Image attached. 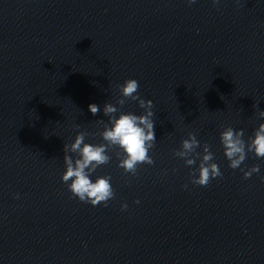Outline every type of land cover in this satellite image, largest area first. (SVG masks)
I'll return each instance as SVG.
<instances>
[{
  "label": "water",
  "instance_id": "95a60500",
  "mask_svg": "<svg viewBox=\"0 0 264 264\" xmlns=\"http://www.w3.org/2000/svg\"><path fill=\"white\" fill-rule=\"evenodd\" d=\"M127 79L154 104V164L125 173L111 151L90 178L111 176L115 196L92 206L61 180L64 144L103 142L97 121ZM254 104L264 0H0V264H264V158L231 169L220 141L232 127L248 142ZM189 132L223 174L207 187L190 182L199 160L173 155Z\"/></svg>",
  "mask_w": 264,
  "mask_h": 264
},
{
  "label": "clouds",
  "instance_id": "9594fccd",
  "mask_svg": "<svg viewBox=\"0 0 264 264\" xmlns=\"http://www.w3.org/2000/svg\"><path fill=\"white\" fill-rule=\"evenodd\" d=\"M236 2L239 4V0ZM187 3L192 5L196 3V0H187ZM212 3L213 6H217L220 0H212ZM117 88L120 98L116 100V104L106 102L103 106V113L108 117L107 123L103 120L97 121L98 124L103 125V131L99 132L103 142L86 143V136L94 134L81 131L75 136L74 142L64 144L63 160L66 170L61 180L67 184L68 190L74 197L92 206L101 203L107 206L108 201L115 196L110 183L111 176H98L94 182L90 178L98 167L110 162L112 157L109 153L111 151L116 150L115 154L119 160L118 167L122 168L125 173L136 175L139 165L154 164V160L149 155L150 149L156 143L153 101L139 96V83L135 79H127L123 84L117 85ZM128 100L138 102L139 107L144 110L143 114L122 112L121 108ZM253 107L258 109V104H254ZM88 109L93 115L100 112V107L94 103L89 104ZM117 113H119L118 116ZM258 117L264 118V111L258 109ZM243 137V129L234 130L232 127H227L220 133L224 155L229 161V167L234 170L240 168L248 152H253L257 158H264V123L259 124L248 142ZM197 148H202V152H198ZM68 153L75 154L76 158L74 159ZM173 155L183 159L185 166L196 165L199 160L198 167L192 168L189 173L190 182L194 185L207 187L212 179L223 175L218 164L213 162L214 153L210 150V145L207 143L201 145L195 133L189 132L188 138L181 141V147L174 150ZM241 171H243L244 178L248 179L253 173L260 172V166L254 165L247 171L241 168ZM184 187L187 188V184ZM121 207L126 209L127 205L124 204Z\"/></svg>",
  "mask_w": 264,
  "mask_h": 264
}]
</instances>
